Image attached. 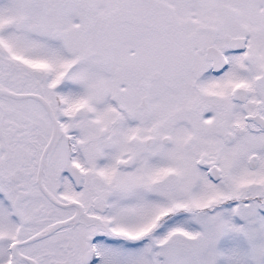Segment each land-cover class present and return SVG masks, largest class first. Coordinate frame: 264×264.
Segmentation results:
<instances>
[{"label": "snow or ice", "instance_id": "6c2138e0", "mask_svg": "<svg viewBox=\"0 0 264 264\" xmlns=\"http://www.w3.org/2000/svg\"><path fill=\"white\" fill-rule=\"evenodd\" d=\"M0 264H264V0H0Z\"/></svg>", "mask_w": 264, "mask_h": 264}]
</instances>
